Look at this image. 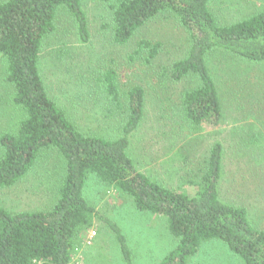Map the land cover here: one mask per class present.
<instances>
[{
	"label": "rangeland",
	"instance_id": "rangeland-1",
	"mask_svg": "<svg viewBox=\"0 0 264 264\" xmlns=\"http://www.w3.org/2000/svg\"><path fill=\"white\" fill-rule=\"evenodd\" d=\"M115 1L82 0L89 29L86 43L80 41L73 18L61 10L56 13L54 31L42 41L39 58L48 96L81 134L116 140L128 119L127 93L142 88L143 117L126 149L136 169L162 187L194 195L210 148L220 143L221 201L244 208L251 224L264 229V64L210 52L206 65L217 87L221 121L193 127L181 115L180 102L198 82L190 75L175 81L171 73L190 48L186 29L173 14L162 12L126 44H118L110 10ZM208 7L218 25L228 26L264 12V0H210ZM150 48L156 49L152 58ZM5 72L0 57V137L14 133L22 117ZM110 72L120 90L115 100L106 90ZM64 171L65 161L56 150H42L28 173L0 190V208L11 214L47 211ZM83 197L101 219L93 220L73 264H125L115 234L102 220L118 227L132 264H159L176 247L164 217L137 211L130 199L92 174ZM188 264L241 263L222 244L209 241Z\"/></svg>",
	"mask_w": 264,
	"mask_h": 264
},
{
	"label": "trees",
	"instance_id": "trees-1",
	"mask_svg": "<svg viewBox=\"0 0 264 264\" xmlns=\"http://www.w3.org/2000/svg\"><path fill=\"white\" fill-rule=\"evenodd\" d=\"M109 1V0H107ZM210 0H116L111 4L113 37L126 44L133 34L162 12L173 14L186 29L190 48L172 66V78H196L198 86L183 94L180 112L193 127L217 125L221 105L206 65L210 52L219 51L248 62L264 64V12L228 26L218 25L209 11ZM61 10L76 23L82 43L89 41L82 0H5L0 2V57L13 104L22 117L14 133L0 137V190L14 186L33 167L42 150H56L65 171L56 199L43 212L11 214L0 208V264H73L74 254L100 220L83 197L89 175L130 199L141 213L164 217L176 247L159 264H188L203 243L216 241L241 264H264V229L249 221L246 210L225 204L219 195L222 146L212 145L201 184L194 195L162 187L138 171L126 154L129 137L143 117L144 92L127 93L128 119L116 140L78 132L48 96L39 72L42 41L54 31ZM154 57L155 48H150ZM114 100L113 72L105 76ZM115 234L125 264L131 255L118 227L102 220Z\"/></svg>",
	"mask_w": 264,
	"mask_h": 264
},
{
	"label": "crops",
	"instance_id": "crops-1",
	"mask_svg": "<svg viewBox=\"0 0 264 264\" xmlns=\"http://www.w3.org/2000/svg\"><path fill=\"white\" fill-rule=\"evenodd\" d=\"M221 173H222V165H221Z\"/></svg>",
	"mask_w": 264,
	"mask_h": 264
}]
</instances>
